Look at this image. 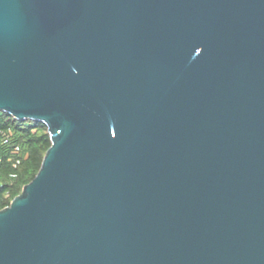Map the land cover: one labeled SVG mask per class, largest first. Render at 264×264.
<instances>
[{
    "label": "water",
    "instance_id": "water-1",
    "mask_svg": "<svg viewBox=\"0 0 264 264\" xmlns=\"http://www.w3.org/2000/svg\"><path fill=\"white\" fill-rule=\"evenodd\" d=\"M0 113V264H264V0H0Z\"/></svg>",
    "mask_w": 264,
    "mask_h": 264
},
{
    "label": "trees",
    "instance_id": "trees-1",
    "mask_svg": "<svg viewBox=\"0 0 264 264\" xmlns=\"http://www.w3.org/2000/svg\"><path fill=\"white\" fill-rule=\"evenodd\" d=\"M51 145L44 124L22 122L0 113V210L34 180ZM17 148L19 154L14 153Z\"/></svg>",
    "mask_w": 264,
    "mask_h": 264
},
{
    "label": "built area",
    "instance_id": "built-area-1",
    "mask_svg": "<svg viewBox=\"0 0 264 264\" xmlns=\"http://www.w3.org/2000/svg\"><path fill=\"white\" fill-rule=\"evenodd\" d=\"M15 154H19L20 153V150H19V148H17L16 150H15V152H14Z\"/></svg>",
    "mask_w": 264,
    "mask_h": 264
}]
</instances>
